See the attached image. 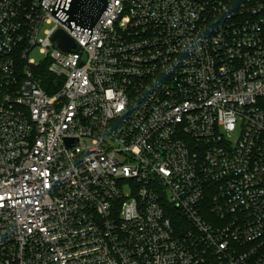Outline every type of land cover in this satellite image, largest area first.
<instances>
[{
    "label": "built area",
    "instance_id": "built-area-1",
    "mask_svg": "<svg viewBox=\"0 0 264 264\" xmlns=\"http://www.w3.org/2000/svg\"><path fill=\"white\" fill-rule=\"evenodd\" d=\"M55 2L0 0V264H264V0Z\"/></svg>",
    "mask_w": 264,
    "mask_h": 264
},
{
    "label": "water",
    "instance_id": "water-1",
    "mask_svg": "<svg viewBox=\"0 0 264 264\" xmlns=\"http://www.w3.org/2000/svg\"><path fill=\"white\" fill-rule=\"evenodd\" d=\"M111 8L109 0H56L52 12L69 28L90 33L87 44L94 33L93 28L104 12H109ZM53 40H59V47L64 51H70L76 46V41L63 29L54 34Z\"/></svg>",
    "mask_w": 264,
    "mask_h": 264
},
{
    "label": "trees",
    "instance_id": "trees-1",
    "mask_svg": "<svg viewBox=\"0 0 264 264\" xmlns=\"http://www.w3.org/2000/svg\"><path fill=\"white\" fill-rule=\"evenodd\" d=\"M42 85L45 86L47 89H51L53 86H57L54 82V77L48 72L46 73V77L41 80Z\"/></svg>",
    "mask_w": 264,
    "mask_h": 264
},
{
    "label": "rangeland",
    "instance_id": "rangeland-1",
    "mask_svg": "<svg viewBox=\"0 0 264 264\" xmlns=\"http://www.w3.org/2000/svg\"><path fill=\"white\" fill-rule=\"evenodd\" d=\"M37 61H42L44 55L40 53L39 49H37L32 55Z\"/></svg>",
    "mask_w": 264,
    "mask_h": 264
}]
</instances>
